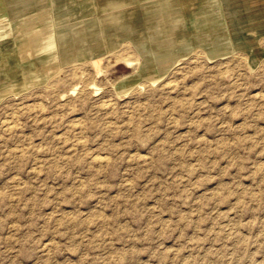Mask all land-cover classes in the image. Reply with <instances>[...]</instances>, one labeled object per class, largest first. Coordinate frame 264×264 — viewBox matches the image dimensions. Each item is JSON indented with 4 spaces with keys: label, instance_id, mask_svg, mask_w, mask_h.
Instances as JSON below:
<instances>
[{
    "label": "rangeland",
    "instance_id": "1",
    "mask_svg": "<svg viewBox=\"0 0 264 264\" xmlns=\"http://www.w3.org/2000/svg\"><path fill=\"white\" fill-rule=\"evenodd\" d=\"M16 34L0 27V79L19 82L0 101V264H264V49L129 82L119 53L30 70Z\"/></svg>",
    "mask_w": 264,
    "mask_h": 264
},
{
    "label": "crops",
    "instance_id": "2",
    "mask_svg": "<svg viewBox=\"0 0 264 264\" xmlns=\"http://www.w3.org/2000/svg\"><path fill=\"white\" fill-rule=\"evenodd\" d=\"M0 19L7 23L2 31L16 30L30 43L17 53L45 64L30 70L119 53L118 60L134 64L123 77L129 82L162 73L192 50L212 51L214 59L234 49L256 57L264 49V0H0ZM112 38L114 49L105 41ZM28 76L20 78L24 85L32 84ZM8 81L0 79V101L19 84Z\"/></svg>",
    "mask_w": 264,
    "mask_h": 264
},
{
    "label": "bare ground",
    "instance_id": "3",
    "mask_svg": "<svg viewBox=\"0 0 264 264\" xmlns=\"http://www.w3.org/2000/svg\"><path fill=\"white\" fill-rule=\"evenodd\" d=\"M158 79H154L152 82H156Z\"/></svg>",
    "mask_w": 264,
    "mask_h": 264
}]
</instances>
